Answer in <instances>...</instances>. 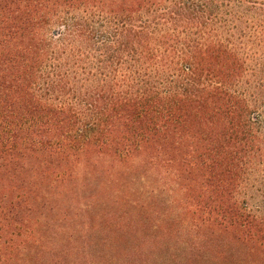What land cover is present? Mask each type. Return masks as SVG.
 <instances>
[{"label": "trees", "instance_id": "obj_1", "mask_svg": "<svg viewBox=\"0 0 264 264\" xmlns=\"http://www.w3.org/2000/svg\"><path fill=\"white\" fill-rule=\"evenodd\" d=\"M72 10L103 18L80 71L49 46ZM93 153L178 166L199 219L264 251V0H0V264Z\"/></svg>", "mask_w": 264, "mask_h": 264}, {"label": "rangeland", "instance_id": "obj_2", "mask_svg": "<svg viewBox=\"0 0 264 264\" xmlns=\"http://www.w3.org/2000/svg\"><path fill=\"white\" fill-rule=\"evenodd\" d=\"M80 14L72 10L48 29L50 49L63 36V48L77 47L60 66L69 71L92 66L85 39L103 35V18L82 20ZM184 179L173 164L143 166L90 154L71 175L40 181L43 198L20 218L27 228L23 248L8 264H264L259 241L244 243L193 213ZM249 203L264 206V198Z\"/></svg>", "mask_w": 264, "mask_h": 264}]
</instances>
